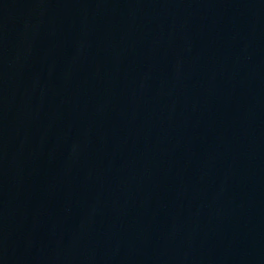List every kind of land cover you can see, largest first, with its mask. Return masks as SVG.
I'll list each match as a JSON object with an SVG mask.
<instances>
[{"label":"water","instance_id":"1","mask_svg":"<svg viewBox=\"0 0 264 264\" xmlns=\"http://www.w3.org/2000/svg\"><path fill=\"white\" fill-rule=\"evenodd\" d=\"M0 264H264V0H0Z\"/></svg>","mask_w":264,"mask_h":264}]
</instances>
